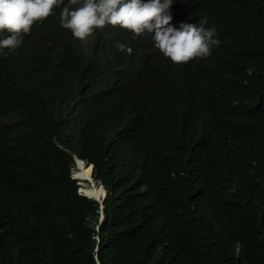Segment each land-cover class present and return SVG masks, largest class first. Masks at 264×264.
I'll return each mask as SVG.
<instances>
[{
  "label": "trees",
  "instance_id": "16d2710c",
  "mask_svg": "<svg viewBox=\"0 0 264 264\" xmlns=\"http://www.w3.org/2000/svg\"><path fill=\"white\" fill-rule=\"evenodd\" d=\"M172 7L207 17L211 55L175 65L111 26L74 40L59 8L0 53V264H264V0Z\"/></svg>",
  "mask_w": 264,
  "mask_h": 264
},
{
  "label": "clouds",
  "instance_id": "9594fccd",
  "mask_svg": "<svg viewBox=\"0 0 264 264\" xmlns=\"http://www.w3.org/2000/svg\"><path fill=\"white\" fill-rule=\"evenodd\" d=\"M174 2L175 0H0V53L4 49L10 52L17 48L21 43V34L29 33L34 22L42 21L52 13L53 8H59V25L68 30L74 40L83 41L94 31H102L105 26H111L128 32L133 39L147 35L157 54L175 65H187L199 58L208 57L219 41L214 38V29L205 27L207 17L201 16L196 23L180 22V17L174 13L176 7L171 8ZM114 47L125 54L132 52L131 47L122 42H116ZM74 160L76 166V160L79 159ZM83 165L88 166L84 162ZM73 177L72 173V179ZM91 177L93 178L92 169ZM98 184L96 183L97 186ZM88 186L90 183L86 182V186L82 188H89ZM101 210L102 208L100 213Z\"/></svg>",
  "mask_w": 264,
  "mask_h": 264
},
{
  "label": "water",
  "instance_id": "95a60500",
  "mask_svg": "<svg viewBox=\"0 0 264 264\" xmlns=\"http://www.w3.org/2000/svg\"><path fill=\"white\" fill-rule=\"evenodd\" d=\"M80 165H81L82 167L85 166V165H83V162H82V161L76 160V167L79 168ZM88 167H90V169H92V167H91L90 165H88ZM73 179L76 180V181L78 182V185L80 186L79 193H80L82 196H84L85 198L95 200V201L98 202V203H101L102 200L105 198V191H104L103 187H102L100 184H98V182H95V181L93 180L92 177H91V181H92V183H97L98 186H99V189H101V191H102V198H101V200H100V199L93 198V197H90V196H88V195H84V194L82 193L81 189H82V187L86 186V182H88V183L91 182L89 179H87V178H85V177H82V176H80V177H75V176H74ZM101 208H102V206H100V209H101ZM102 219H103V214L100 213V221H101Z\"/></svg>",
  "mask_w": 264,
  "mask_h": 264
},
{
  "label": "bare ground",
  "instance_id": "6f19581e",
  "mask_svg": "<svg viewBox=\"0 0 264 264\" xmlns=\"http://www.w3.org/2000/svg\"><path fill=\"white\" fill-rule=\"evenodd\" d=\"M76 170L77 171H81L80 173H82V171H84V172H87V173H84V175L85 176H83V175H81L80 173V175H78L77 176V174L75 173L76 172ZM74 172H73V176H75V177H80V176H82V177H89V178H87V179H89L90 181H91V169H90V167H88V166H84V167H82L81 165L79 166V168L78 169H76ZM89 188H82L81 189V191H82V193L84 194V195H88V196H90V197H93V198H96V199H100L101 200V198H102V191H101V189H100V191H101V195H100V191H96V190H90V188H92V187H97L98 189H99V186H97L96 185V183H92V181L90 182V186H88ZM99 195H100V197H99Z\"/></svg>",
  "mask_w": 264,
  "mask_h": 264
},
{
  "label": "rangeland",
  "instance_id": "374dc122",
  "mask_svg": "<svg viewBox=\"0 0 264 264\" xmlns=\"http://www.w3.org/2000/svg\"><path fill=\"white\" fill-rule=\"evenodd\" d=\"M80 172H81L80 170H79V171L76 170L75 173L77 174V176L80 175V174L83 175V176H85L84 173H87L88 171H87V172L82 171V173H80ZM79 173H80V174H79ZM89 177H90V176H89ZM89 177H86V178H89ZM90 190H96V191H99V189H98L97 187H92V188H90Z\"/></svg>",
  "mask_w": 264,
  "mask_h": 264
}]
</instances>
